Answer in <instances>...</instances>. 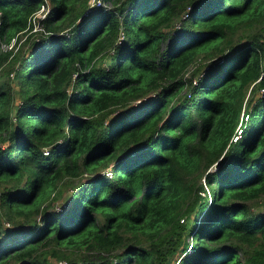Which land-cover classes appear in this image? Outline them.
Listing matches in <instances>:
<instances>
[{
    "label": "trees",
    "instance_id": "16d2710c",
    "mask_svg": "<svg viewBox=\"0 0 264 264\" xmlns=\"http://www.w3.org/2000/svg\"><path fill=\"white\" fill-rule=\"evenodd\" d=\"M101 1L0 0V264H264V0Z\"/></svg>",
    "mask_w": 264,
    "mask_h": 264
},
{
    "label": "rangeland",
    "instance_id": "374dc122",
    "mask_svg": "<svg viewBox=\"0 0 264 264\" xmlns=\"http://www.w3.org/2000/svg\"><path fill=\"white\" fill-rule=\"evenodd\" d=\"M38 17H40L39 15H33L30 19V24L23 30H25V32H16L13 36H11V38L13 37V39H9L7 42H3L1 40L0 44H4L3 45V49H8L9 52L2 58L0 59V80H5L7 83L13 85L16 88V83H15V79H13V83L12 80L9 82L10 78H12V73H13V68L16 65L15 62V57L19 56L20 53H22L25 50V46L28 44L29 38L38 35V33H43L44 31L42 30L41 26L38 24ZM257 27V25H252L250 27L247 28V30L249 31H253L255 30ZM18 37H20L19 39H17ZM6 44V45H5ZM10 45V46H9ZM1 46V45H0ZM9 46V47H8ZM5 47V48H4ZM5 51V50H3ZM207 58L203 59V56L200 55L199 57H197L188 67L187 72L185 73V76H188L189 73L195 69V67H198L200 64L204 63V61ZM8 71V72H7ZM7 72V74L5 75V73ZM7 77V78H6ZM187 89L186 87H183L177 94V96H182L184 93H186ZM18 97L17 94H13V99H12V103H15L17 101ZM84 175V174H83ZM62 180L68 181L70 180V178H63ZM61 180V181H62ZM67 186H65L63 183H60L58 185V189H60V191L63 193L66 190ZM66 192V191H65ZM64 192V193H65ZM52 194L46 199L42 201V205H44L46 202H49V206H54L55 204L58 203L59 199H54L52 198ZM51 201V202H50ZM250 203V208H254V207H262V198L258 197L255 200L249 202ZM0 217H1V221L4 224H7V220L5 219V217L1 214L0 211ZM10 225V224H9ZM8 225V226H9ZM64 251H66V253L68 255L71 256V254L68 252L67 249H64ZM73 254L75 256H78L80 253L79 249H75L72 251ZM81 252H86L85 249H83ZM172 258V257H171ZM50 261L52 263L57 262L58 259L64 260V258L62 257H49ZM12 264V263H10Z\"/></svg>",
    "mask_w": 264,
    "mask_h": 264
},
{
    "label": "built area",
    "instance_id": "2783aa9c",
    "mask_svg": "<svg viewBox=\"0 0 264 264\" xmlns=\"http://www.w3.org/2000/svg\"><path fill=\"white\" fill-rule=\"evenodd\" d=\"M89 2H90V3H93V2H95V3H102L101 0H89ZM46 10H47V4H46V3H45V4H40L39 7L33 12L32 16H33V15H39L40 17H38V19H37V20H39V18H42V17L44 16ZM41 28H42V27H41ZM11 39H13V37H12ZM0 45H1V48L3 49V45H4V44L2 43V44H0ZM5 45H6V44H5ZM9 46H10V45H9ZM9 46H8V47H9ZM4 48H5V47H4ZM5 49H6V48H5ZM44 152H45V151H44ZM106 174H110V172L107 171ZM63 263H64V260L58 259L57 262H54L53 264H63Z\"/></svg>",
    "mask_w": 264,
    "mask_h": 264
},
{
    "label": "water",
    "instance_id": "95a60500",
    "mask_svg": "<svg viewBox=\"0 0 264 264\" xmlns=\"http://www.w3.org/2000/svg\"><path fill=\"white\" fill-rule=\"evenodd\" d=\"M216 163L214 162L213 167H215Z\"/></svg>",
    "mask_w": 264,
    "mask_h": 264
}]
</instances>
